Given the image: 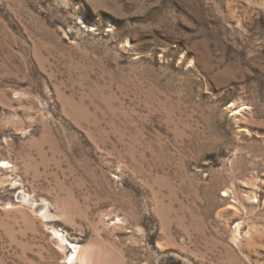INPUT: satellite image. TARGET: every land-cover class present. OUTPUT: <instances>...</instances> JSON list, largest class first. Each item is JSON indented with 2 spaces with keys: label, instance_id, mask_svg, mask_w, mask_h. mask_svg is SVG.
I'll list each match as a JSON object with an SVG mask.
<instances>
[{
  "label": "rangeland",
  "instance_id": "1",
  "mask_svg": "<svg viewBox=\"0 0 264 264\" xmlns=\"http://www.w3.org/2000/svg\"><path fill=\"white\" fill-rule=\"evenodd\" d=\"M0 264H264V0H0Z\"/></svg>",
  "mask_w": 264,
  "mask_h": 264
}]
</instances>
